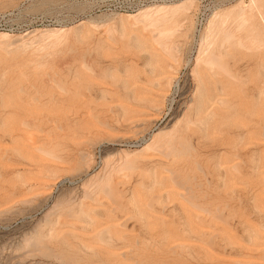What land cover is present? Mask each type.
Masks as SVG:
<instances>
[{
  "label": "rangeland",
  "instance_id": "374dc122",
  "mask_svg": "<svg viewBox=\"0 0 264 264\" xmlns=\"http://www.w3.org/2000/svg\"><path fill=\"white\" fill-rule=\"evenodd\" d=\"M97 4L0 30V264H264V0Z\"/></svg>",
  "mask_w": 264,
  "mask_h": 264
},
{
  "label": "built area",
  "instance_id": "2783aa9c",
  "mask_svg": "<svg viewBox=\"0 0 264 264\" xmlns=\"http://www.w3.org/2000/svg\"><path fill=\"white\" fill-rule=\"evenodd\" d=\"M43 1V0H42ZM69 0H56L51 3L52 7H45L44 9L31 14L27 19L14 18L15 15L22 11V4L20 7H14L0 13V30L16 31L20 29H28L32 26H48L52 24H69L81 17L86 16V10L75 11L70 6L66 5ZM173 0H99L98 7L108 11L109 13H126L133 12L141 7L158 2H168ZM195 29L200 32L206 22V17L203 11L199 8L195 15ZM145 139L142 137L130 143L131 146L139 145Z\"/></svg>",
  "mask_w": 264,
  "mask_h": 264
},
{
  "label": "bare ground",
  "instance_id": "6f19581e",
  "mask_svg": "<svg viewBox=\"0 0 264 264\" xmlns=\"http://www.w3.org/2000/svg\"><path fill=\"white\" fill-rule=\"evenodd\" d=\"M182 5V4H181ZM181 7L183 6H178L176 5V7L173 9H167V8H164V7H159V8H156V9H152V10H146L144 12H142L143 14H140L141 16L139 17H136L134 18L136 21L138 22H142V23H145V25H148V26H155V25H158L161 21H164L167 17L169 16H174V14H176L177 12H179L178 10L181 9ZM245 17V16H244ZM215 19V18H214ZM245 20L244 18L242 19V21ZM209 25H208V30L207 32H211L213 31V27H214V24H215V20H210L209 21ZM224 23V22H223ZM241 24V23H240ZM172 29L169 28V27H165V28H161L160 32L161 34L165 37H167L168 34L172 33ZM61 32V31H60ZM159 32V31H158ZM176 32V31H175ZM7 33V32H6ZM213 33V32H212ZM160 34V33H159ZM225 34V33H224ZM212 35V34H211ZM226 35V34H225ZM228 36V35H227ZM226 36V38H227ZM233 36V35H232ZM6 38L5 35H3V38ZM206 38H208L209 36H206ZM204 37V39H206ZM229 37V36H228ZM210 40V39H209ZM202 41H205V40H202ZM208 41V39H207ZM202 45V44H201ZM205 45H207V43L205 42ZM204 46V43L203 45ZM206 47V46H205ZM170 49V48H169ZM204 49V48H203ZM171 50V49H170ZM205 50V49H204ZM203 51V50H201ZM213 57V55H212ZM215 57V56H214ZM216 59V58H214ZM210 62V61H209ZM127 158H129L127 156Z\"/></svg>",
  "mask_w": 264,
  "mask_h": 264
}]
</instances>
